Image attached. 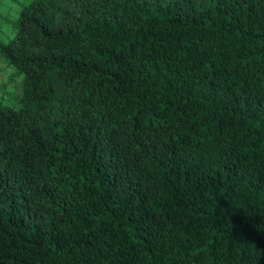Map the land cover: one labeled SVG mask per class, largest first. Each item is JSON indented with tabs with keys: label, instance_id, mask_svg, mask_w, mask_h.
<instances>
[{
	"label": "trees",
	"instance_id": "obj_1",
	"mask_svg": "<svg viewBox=\"0 0 264 264\" xmlns=\"http://www.w3.org/2000/svg\"><path fill=\"white\" fill-rule=\"evenodd\" d=\"M10 26L0 264H264V0H29Z\"/></svg>",
	"mask_w": 264,
	"mask_h": 264
},
{
	"label": "rangeland",
	"instance_id": "obj_2",
	"mask_svg": "<svg viewBox=\"0 0 264 264\" xmlns=\"http://www.w3.org/2000/svg\"><path fill=\"white\" fill-rule=\"evenodd\" d=\"M29 0H0V42H5L13 35L11 22L18 17L20 7ZM13 69L6 67L0 58V98L14 102L18 93V77L10 79ZM7 84L5 87H3ZM5 90V91H4Z\"/></svg>",
	"mask_w": 264,
	"mask_h": 264
}]
</instances>
